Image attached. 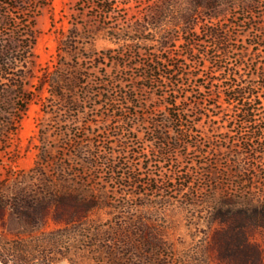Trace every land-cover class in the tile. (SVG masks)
I'll use <instances>...</instances> for the list:
<instances>
[{"label": "trees", "instance_id": "1", "mask_svg": "<svg viewBox=\"0 0 264 264\" xmlns=\"http://www.w3.org/2000/svg\"><path fill=\"white\" fill-rule=\"evenodd\" d=\"M70 1L73 10L77 11L76 15L98 20L100 26L93 31L102 32L104 40L115 44L117 49H124V53L117 55L118 59H115L112 57L115 50L97 51L94 48L97 33H78L74 26L67 31L61 30L54 63L37 70L34 54L36 20L47 12L53 26L52 0H0V162L13 152L11 146L18 136L21 121L32 104L39 105L44 115L63 111L76 120L75 117L78 118L79 115L96 112L100 103L95 100L105 98L107 109L101 115L103 119L113 120V123L101 128L96 123L86 121L80 128L89 139L83 140L75 135L70 137L61 132L58 134L62 140L60 145L52 140V147L39 148L30 176L41 183L40 189L26 192L24 201L7 202L1 196L0 218L7 210H12L15 215L27 219L26 223L31 228L37 229L45 222L46 216L50 215L55 223L62 225V232L68 236L67 240L72 236L73 244L70 246L75 245L78 257L71 258L69 256L73 255L66 252L59 259H50V253L46 252V260L40 264H58L63 260L68 264H169V254L162 251L169 249L167 242L170 238L166 216L171 201L167 192L188 191L191 197H194V192L189 191V182L182 177L176 179L157 176L149 177L145 183L141 182L140 171L151 166V161L145 156L140 158L142 153L134 147L138 136L135 129L128 125L130 116L142 119L143 123L144 115L164 108L171 122L178 123L181 113L198 111L203 105L202 101L194 102L196 108L193 109L186 106L179 108L185 99L179 96L180 89H175V83L181 78L177 67L186 60L191 63L206 60L213 69L212 73L226 74L234 82L227 84L225 91L217 86L218 89L209 95L212 103L207 102L206 105L224 110L216 100L222 99L227 108L232 107L242 118L250 119L260 105L257 90L264 89V65L257 67L255 64V75L248 73V85L240 87L237 81L242 78L229 67L227 61L233 59L236 68L247 65V71L250 72L251 62L244 63L250 58V53L246 49L237 53L231 44L237 39L236 35L229 33L226 27L215 24L202 25L203 32L211 39L215 50L209 54L204 53L197 60L194 58L197 55L196 43L190 40H185L181 45H185L183 55L178 54L173 58L167 52L174 42L172 37L160 35L154 45L159 52H155L152 48L149 49L155 41L150 43L140 35L148 29L146 26L154 29L161 26L176 27L189 33L196 25L198 15L207 20L216 19L223 15L216 10L228 4L240 7L242 14L254 16V4L259 0H158L151 3L150 13L145 21L139 19L128 31L120 32L110 27L109 21H117L119 13L132 9L141 0ZM181 2L184 6H181ZM133 33L139 36H133ZM86 38H89L88 43L83 41ZM254 39L264 42L253 37V41ZM140 44L147 49L137 48ZM258 44L254 42L251 46ZM142 53L148 59V64L142 66L138 77L142 83L127 92L121 90L122 83L127 79H120L113 94L123 102L116 107L110 91H104L105 95L99 92L98 88L104 83L95 80L96 75L101 67H107L108 64L117 67L120 64L119 56L124 55L128 68L138 67L136 58ZM180 58L183 60L180 61ZM170 59L177 62L169 65ZM91 77L94 80L88 85L87 80ZM166 81L172 86L168 94L164 91ZM95 88L98 91L94 93ZM137 92L148 95L141 98ZM156 92L161 94L156 95ZM154 96H157L156 101ZM88 104L91 106L87 107ZM180 127L182 126L175 125L176 129ZM189 128L192 127L186 129ZM101 130L102 134L107 135L104 138L99 135ZM148 134L151 135L148 142L153 145V151L163 159L176 156L180 148L196 146L191 145L187 141V133L181 131L174 139L167 133H157L155 128H150ZM47 137L46 132L42 133L41 143H45ZM254 140H242L245 153L243 160L256 156V145L259 143L256 141L254 144ZM244 166L239 168V172H249ZM12 175L8 173L7 177ZM173 181H177L176 186L171 185ZM108 184L115 185L120 195L124 196L121 204H116L111 199ZM141 188H146V192L150 194L161 192L160 190H163L162 194L165 193L154 205L146 203L142 206L146 209L144 213L136 212V209L127 204L129 198L137 199L144 195ZM111 194L114 195V192ZM190 207L197 208L195 204L187 202L181 211L187 212ZM102 211L115 217V222L103 224L100 220ZM225 211L220 227L211 234L208 246L215 254L217 263L264 264V247L253 238L254 230H264V197L255 203L249 199L226 205Z\"/></svg>", "mask_w": 264, "mask_h": 264}, {"label": "rangeland", "instance_id": "2", "mask_svg": "<svg viewBox=\"0 0 264 264\" xmlns=\"http://www.w3.org/2000/svg\"><path fill=\"white\" fill-rule=\"evenodd\" d=\"M155 1L158 0H141L132 9L119 13L117 21L111 19L109 26L114 27L119 32L128 31L135 21L139 19L141 21L148 17L151 3ZM181 6H184V4L182 3ZM254 6V16L242 14L240 7L228 4L216 10L223 13L216 19L207 20L205 17L198 15L196 25L189 33H185L181 28L176 27L161 26L154 29L146 26L148 29L140 36L148 39L150 43L155 41L153 45L151 44L152 46L149 45V49L152 48L155 52H159L157 46L154 45L160 35L172 37L174 42L170 44L167 52L173 58L178 54L183 55L182 49L185 45H181L185 40H190L196 43L195 52L197 55L194 58L197 60L204 53L209 54L215 50L212 47L211 39L203 32L202 25L215 24L226 27L229 33L237 37L231 43L237 53L243 49L250 53V58L244 62L247 64L251 62L250 72L247 71V65L236 68L233 59L227 61L229 67L234 69L238 76L242 78V80L237 79V84L240 87H246L248 77L252 73L254 75L256 73L254 65L256 64L257 67L264 65V48H262L264 42H258L255 39L253 41V37L264 41V0H259ZM52 7L54 11L53 26L50 24V16L47 12H44L36 20L37 39L34 54L37 70L49 63H54L57 39L61 30L67 31L73 29L74 26L78 29V33H89L90 35L97 33L94 42V48L97 51L115 50L114 55H112L115 59H118L117 55L124 53V49H117L115 44L104 40L102 32L93 31L100 26L98 20L76 15L77 11L73 10L70 0H52ZM133 36L139 35L133 33ZM86 39L83 41L88 43L89 38ZM254 42L259 43L258 46H251ZM139 47L147 49L142 44L137 45V48ZM125 55L123 57L119 56L120 64L117 67L109 64L107 67H101L95 78V80L104 83L103 86L98 88L101 95H105L104 91L106 90L110 91L109 94L113 96L116 107L122 105L123 102L122 99L115 96V93L113 94V89L116 85L118 86L120 79H127L121 85L122 91L129 92L132 87H139L142 83L138 78L142 72V66L148 64L147 57L142 53L136 58L139 66L128 68ZM179 60L182 61L183 59L180 58ZM168 61L169 65L177 62V60L172 59ZM181 63L182 65L177 67L181 73V78H178L177 83H175V89H180L178 90L180 92L179 96L185 100L179 108H185V106L189 109L196 108L194 104L196 101H202V107L195 112L188 110V112L181 113L178 123H172L166 110L160 108L155 113L151 112L144 115L143 123L142 119H135L130 116L131 121L128 125L135 129L138 136L134 142V147L136 151L142 153L143 156H140V158L145 156L151 161V166L140 171L141 182L145 183L149 177L157 176L176 179L182 177L189 182V191L194 192V197H191L188 191L182 193L167 192V195H169L167 197L171 201L166 216L170 228V238L167 242L169 244L167 248L169 249L162 251L169 254V264H218L215 254L208 246L211 234L220 227V220L226 212V205L246 202L249 199L255 203L264 197V89L257 90L260 105L257 106V111L252 114L253 117L244 119L241 114L232 110V107L227 108L222 99L216 100L224 110L206 105L207 102L212 103L209 100L212 91H215L218 87H220V90L225 91L227 84L234 83L232 77L229 78L223 73L220 75L219 72L212 73L213 69L210 68L211 65L206 60L200 63H191L186 60ZM161 73L160 71L159 74ZM93 80L94 78H89L87 80L88 85H91ZM199 85L200 87H198ZM98 89L95 88L94 93ZM171 89V84L166 81L164 91L168 94ZM137 94L141 98L148 95V93L144 95L143 92H137ZM160 94V92H156V95ZM154 98L156 101L157 96H154ZM95 101L100 103L99 107L96 108V112L79 115L78 118L75 117L76 120H73L63 111H57L52 115H44L39 105H30L26 116L21 121L18 136L11 146L13 152L0 162L2 163L0 167V200L2 196V200L4 199L3 201L7 202L24 201L23 196L26 192L40 189L41 183L30 176V170L35 166L39 148H49L54 143L60 145L62 140L59 139V133L65 132L70 137L75 135V137L86 140L90 137L86 138L80 128L82 123L91 121L101 128L113 123V120L103 119L101 115L107 109L105 98ZM160 103L163 102L160 101ZM89 106L91 105L88 104L87 107ZM175 125H181L182 127L176 129ZM187 127L192 128L186 129ZM150 128H155L157 133H167L173 139L177 137L180 131L187 133V141L196 146L180 148L176 156L163 159L156 155L153 151V145L148 142L151 139V135L148 134ZM45 132L48 136L47 141L41 143L42 133L45 134ZM102 133L103 130L99 134L100 137L107 136ZM252 138L255 139L254 144L256 141L259 143V145H256L257 154L254 156L255 159L243 160L245 153L242 149V140ZM58 139L59 142H57ZM52 140L55 142L53 143ZM243 165L249 169V172H244L245 170L239 172V168ZM8 173H12V177H7ZM171 185L176 186L177 181H173ZM107 190L116 204L123 202L124 196L120 195L115 185L108 184ZM143 190L144 195L141 194L143 196L137 199L129 198L127 201V204L136 209L138 213L146 211L145 207H142L146 203L154 205L161 199V195L165 194H162L163 190L154 194L146 192V188L140 189L141 192ZM112 192H114V195L111 194ZM205 199H207V202H204ZM187 202L195 204L197 208L193 207L191 209L192 207H190L187 212L181 211V208ZM100 214V220L103 224L107 225L115 222V217L105 214V211ZM26 221L27 219L15 215L12 210H7L0 218V264H40L46 260L44 256L46 252L50 253V259H59L66 252L73 255L69 256L71 258L78 257L75 254V245L70 246V244H73L72 236L67 240L68 236H65V233L62 232V225L55 223L50 215L46 216L45 222L37 229L31 228ZM253 238L264 247V230L261 232L254 230ZM58 264L68 263L63 260Z\"/></svg>", "mask_w": 264, "mask_h": 264}]
</instances>
